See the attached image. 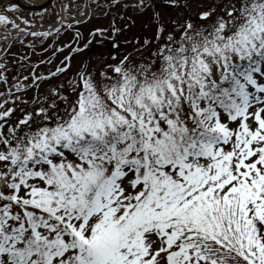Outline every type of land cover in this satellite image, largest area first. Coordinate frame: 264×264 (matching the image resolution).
Masks as SVG:
<instances>
[{"label": "snow or ice", "instance_id": "obj_1", "mask_svg": "<svg viewBox=\"0 0 264 264\" xmlns=\"http://www.w3.org/2000/svg\"><path fill=\"white\" fill-rule=\"evenodd\" d=\"M192 5L107 0L123 11L87 39L75 14L40 31L0 5L5 54L83 40L46 73L0 56V264H264V0ZM127 10L152 35L117 55ZM104 38L110 58L73 70Z\"/></svg>", "mask_w": 264, "mask_h": 264}, {"label": "rangeland", "instance_id": "obj_2", "mask_svg": "<svg viewBox=\"0 0 264 264\" xmlns=\"http://www.w3.org/2000/svg\"><path fill=\"white\" fill-rule=\"evenodd\" d=\"M207 2L208 0H193V5H192L193 11H195L196 4L207 3ZM97 3L101 5V7H97ZM106 3L107 0H102V1L96 0V2H93V0H45L43 6H40L42 2L37 4L38 6L34 5L35 7H40L36 10H27L25 8L19 7V12L16 13V15L26 17L29 20H34L36 26L43 25V29L40 31H44V30H48L49 25L52 24H54L57 27L60 26L57 14H59V16L61 17H65L66 23H71L73 19V14H75L76 19H80L85 22L81 23L80 25H73V27L74 28L78 27L79 31L80 28L84 29V31H87L96 27L102 28L104 21L108 20V18L112 15L113 12L119 13L120 10H122L116 8L108 9L106 7H102ZM65 4L70 6L67 12L61 11L63 5ZM85 4H90L91 9L84 8ZM0 5H5V4L0 0ZM45 7L47 8V11H45ZM80 11L90 12L91 19H88L86 17H81L79 15ZM161 11H164V9H161ZM105 12H107V15H103ZM41 15L43 16V20H41ZM96 15H99L101 17H97ZM133 15H135L136 18L134 20L135 21L134 31H131L129 35H122L123 34L122 33L119 37H117V43L120 45V51L116 53L117 55H123L125 52L131 51L133 44L137 43V41L142 42V39L144 37H150L152 35L151 25L144 27V29L142 28V24L145 18L143 16L136 15V13H133ZM17 23H20L22 28L27 27L19 20H17ZM98 23H103V24L97 26ZM83 25H87L90 27L88 28L82 27ZM34 28L32 30H35ZM12 31L15 32V30ZM61 33L62 34L58 39L54 40L52 37H49L45 40L43 44H41L40 39L33 38L31 35H27L23 38L24 43H21L19 40H17L13 44L11 48V53H12L11 55L5 54L2 48H0V56L5 57V60L10 69L8 73L9 77L11 78V76L16 75L17 71H19L21 75H28L29 71L31 70V67L33 65L38 64L39 61L41 60L47 61L51 59L53 63L51 65L47 63L41 64L37 68L38 72L46 73L49 68H52L54 70V66L56 64H59V62L63 60L64 56L66 55L67 49H65L63 52H57L55 57H53L52 55L53 48L51 47V45L54 44L55 47L63 48L64 45L69 41V39L73 40L71 42L72 44L75 43L74 31L65 30V28H62ZM2 43L3 42H0V44ZM29 43L33 44L34 48L28 47ZM44 49H47V51H45ZM115 51L116 50L112 47L109 40L102 39L100 43L93 41V44L90 45V50L86 51V53H89L88 55L89 61L91 63H96L98 60L102 61L104 59H109L110 53H113ZM86 53H83L82 58L79 61H77V58H73L72 61L73 70H75L79 66L80 62L84 59ZM132 54L133 56L137 55V53L135 52H133ZM22 57H27V59H21ZM21 64H23L24 67H20ZM51 83H55V81H51ZM2 90H3V85H0V91ZM40 91L42 93L46 92L47 84H43L41 86ZM17 95H19V93H17ZM34 95L35 93L32 91L27 93L28 98H31Z\"/></svg>", "mask_w": 264, "mask_h": 264}, {"label": "flooded vegetation", "instance_id": "obj_3", "mask_svg": "<svg viewBox=\"0 0 264 264\" xmlns=\"http://www.w3.org/2000/svg\"><path fill=\"white\" fill-rule=\"evenodd\" d=\"M102 1V0H101ZM93 4V3H92ZM93 6V5H92ZM91 9V8H90ZM123 11V10H120V12ZM119 12V13H120ZM127 12V13H126ZM134 12H132L131 10H128V11H125L124 12V15H125V19L124 20H120L119 19V16L117 15V24L118 26H120L121 28L124 27L125 24H129L130 26L128 27V29L126 31L123 32L122 35H129L131 33V31H134V27H135V24L132 25L131 24V21L129 19H127L128 17H131V20H135V15H133ZM113 14H118V12H113L112 15L108 18V20H105L104 21V24L103 23H98L97 26H100L101 24H103V27L102 28H108L110 22H111V19H112V16ZM105 15V14H103ZM137 15V14H136ZM97 17H101L99 15H96ZM87 18V17H86ZM82 27H90V26H87V25H83ZM142 28L144 29V27L142 26ZM94 28L90 29V30H87V31H84V29L80 28V32L83 34L84 38L87 39L89 37V33L93 30ZM106 40H109L107 38H104ZM73 40L69 39V41L66 43V44H70L73 48H76V47H79V46H82L83 44V40H81L80 42V45L78 46L76 43L72 44ZM103 44V43H102ZM66 55H68V50L66 51ZM74 55V58H77V61H79L81 58H82V55L83 53L81 54H73ZM86 55L88 56L89 53H86Z\"/></svg>", "mask_w": 264, "mask_h": 264}, {"label": "bare ground", "instance_id": "obj_4", "mask_svg": "<svg viewBox=\"0 0 264 264\" xmlns=\"http://www.w3.org/2000/svg\"><path fill=\"white\" fill-rule=\"evenodd\" d=\"M4 4H6L8 2V0H1ZM21 1V4L25 7L27 6H34V5H37L39 4L40 2H43L44 0H20ZM12 2H15V0H12ZM35 30H42L43 27L41 26H36L34 28Z\"/></svg>", "mask_w": 264, "mask_h": 264}, {"label": "water", "instance_id": "obj_5", "mask_svg": "<svg viewBox=\"0 0 264 264\" xmlns=\"http://www.w3.org/2000/svg\"><path fill=\"white\" fill-rule=\"evenodd\" d=\"M47 2H48V1H47ZM16 3L18 4L19 7H21V8H25V9H27V10H36V9L40 8V7H35V6L25 7V6H23V5L20 3L19 0H17ZM45 5H46V4H45ZM45 5H44V6H45ZM37 6H38V5H37ZM40 6H43V3H42Z\"/></svg>", "mask_w": 264, "mask_h": 264}]
</instances>
